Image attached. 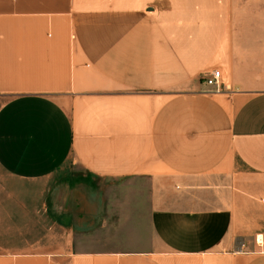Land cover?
I'll return each mask as SVG.
<instances>
[{
    "label": "crops",
    "instance_id": "1",
    "mask_svg": "<svg viewBox=\"0 0 264 264\" xmlns=\"http://www.w3.org/2000/svg\"><path fill=\"white\" fill-rule=\"evenodd\" d=\"M0 264H264V0H0Z\"/></svg>",
    "mask_w": 264,
    "mask_h": 264
},
{
    "label": "rangeland",
    "instance_id": "2",
    "mask_svg": "<svg viewBox=\"0 0 264 264\" xmlns=\"http://www.w3.org/2000/svg\"><path fill=\"white\" fill-rule=\"evenodd\" d=\"M142 180L135 178H126L122 180H103L98 178H89V184L95 186L93 189L97 199H125L127 202L128 229L138 226L136 222H129L131 216H144V209L137 208L136 200L139 199L140 191L136 190L137 185H143ZM142 211V212H141Z\"/></svg>",
    "mask_w": 264,
    "mask_h": 264
},
{
    "label": "built area",
    "instance_id": "3",
    "mask_svg": "<svg viewBox=\"0 0 264 264\" xmlns=\"http://www.w3.org/2000/svg\"><path fill=\"white\" fill-rule=\"evenodd\" d=\"M203 84L210 87V89L214 92L221 91L222 82L220 71L214 69L205 73L203 77ZM255 243L259 246L262 245V236L260 234L255 236Z\"/></svg>",
    "mask_w": 264,
    "mask_h": 264
}]
</instances>
